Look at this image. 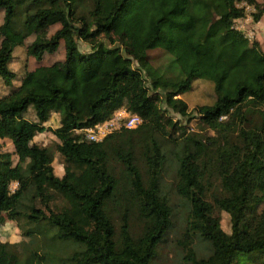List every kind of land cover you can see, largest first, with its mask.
I'll list each match as a JSON object with an SVG mask.
<instances>
[{"label":"trees","instance_id":"1","mask_svg":"<svg viewBox=\"0 0 264 264\" xmlns=\"http://www.w3.org/2000/svg\"><path fill=\"white\" fill-rule=\"evenodd\" d=\"M244 3L258 22L264 2L257 0H0V78L11 85L0 97V140L13 145L0 151V224L6 212L28 238L0 241V264H55L68 240L81 245L66 264H157L173 225L163 191L169 167L175 194L188 204L185 264L264 257V52L234 26L246 15ZM53 24L60 27L26 53L39 62L63 42L65 70L39 65L12 86L15 48L38 26ZM156 48L173 57L180 77L151 65L148 51ZM198 79L213 82L214 101L189 116L212 134L174 137L180 122L169 112L182 113L178 96ZM29 107L37 121L25 117ZM120 108L141 123L100 142L75 133ZM52 112L60 117L56 128L44 125ZM42 132L58 142L34 144ZM221 211L230 215V233L220 226ZM197 241L209 248L202 256Z\"/></svg>","mask_w":264,"mask_h":264},{"label":"rangeland","instance_id":"2","mask_svg":"<svg viewBox=\"0 0 264 264\" xmlns=\"http://www.w3.org/2000/svg\"><path fill=\"white\" fill-rule=\"evenodd\" d=\"M263 3V2H261ZM245 7L246 15L242 19L235 20V28L241 31L250 41H256L259 44L261 52H264V36L260 35L259 31L264 32V25L262 23L257 25L258 22L253 20L251 14L256 12L254 6H247L245 3L242 4ZM3 10L0 9V41L6 36V32L3 26ZM17 25L14 23L15 28L21 24L22 13L18 15ZM258 26H261L259 28ZM59 24L53 25H42L38 26L33 32L23 41L22 45L15 48L13 52V59L9 64V68L15 73L16 77L12 83V86H17L20 83V79L23 77L24 73L33 70L39 65H49L56 69L65 70V59H64V46L63 42L58 46L57 51L52 54L45 53L41 61H37L33 57H30L26 53L27 46L34 40H42L49 38L58 28ZM79 49L83 52L89 50L88 46L81 41H78ZM148 57L151 65L155 67L163 76L178 78L181 76L178 65L173 61V57L162 50L161 48H156L148 51ZM11 85H5L0 78V97L4 96L9 92ZM182 99V113L169 112V114L177 121L180 122L177 132L174 137H180L185 132L197 131L203 134H212V131L201 130V125L198 122L194 113L189 116L190 112L195 108V106L202 104H211L214 101L213 92V82L207 79H198L194 81L193 89L187 93L178 96ZM31 108V107H29ZM32 110V108H31ZM32 112L27 111L25 117L29 120L31 118ZM223 121L227 120V116L222 117ZM255 121V118H252ZM46 124L55 127L58 124V115H51ZM76 133V132H75ZM77 134V133H76ZM33 142V141H32ZM58 142L55 136L51 132H46L38 135L34 138V144L39 146H54ZM9 150L12 151L13 147L9 140L0 141V151ZM262 154L264 155V147L262 148ZM53 166L55 173L63 171L62 160L60 155L55 152V157L53 160ZM164 182V193L169 198V204L172 208V222L173 225L169 229L165 240L159 247V256L156 259L157 264H185L183 260L184 250H183V240L182 234L184 230L185 217L188 210V204L179 198L173 189L174 185V171L172 167L167 168V172L163 175ZM10 188L14 189L15 185L10 184ZM60 199H57L54 204L60 205ZM238 206V205H237ZM3 222L0 224V241L2 242H19L21 240H28L26 236L23 235L25 226H18L17 223L7 218L6 212L2 213ZM220 226L221 228L230 233L231 230V220L230 215L224 211L220 212ZM39 235V234H38ZM42 242V240H40ZM72 244H67L66 247L61 249L57 256L59 259L56 260L55 264H66L64 260L68 255H70L73 250L78 249L81 245L73 240H68ZM75 244V245H74ZM194 250L198 256H202L209 251L208 246L197 241L194 244ZM248 264H264V257L260 260L258 256L251 258Z\"/></svg>","mask_w":264,"mask_h":264},{"label":"built area","instance_id":"3","mask_svg":"<svg viewBox=\"0 0 264 264\" xmlns=\"http://www.w3.org/2000/svg\"><path fill=\"white\" fill-rule=\"evenodd\" d=\"M140 123L141 118L137 114L130 113L125 108H120L116 110L109 119L99 122L91 127L77 129L75 132L81 136V140L100 142L107 135L116 130L121 128L132 130Z\"/></svg>","mask_w":264,"mask_h":264},{"label":"crops","instance_id":"4","mask_svg":"<svg viewBox=\"0 0 264 264\" xmlns=\"http://www.w3.org/2000/svg\"><path fill=\"white\" fill-rule=\"evenodd\" d=\"M257 1H258V2H264V0H257ZM239 19H242V18H239ZM263 20H264V13H263L261 19L258 21L257 25H260V24L263 22ZM262 25H264V23H262ZM258 27L261 28V26H258ZM263 28H264V27H263ZM261 29H262V28H261ZM259 33H260V35L264 36V32H262V30L259 31ZM28 111H31V112H32V115H31L30 120H31V121H37V118H36V116H35L33 110H31V108H29ZM51 115H58V124H57L55 127H52V126L46 124V122L48 121V120H47V121L44 123V125H45V126H50V127H52V128H56V127H58V126L60 125V117H59V114L56 113V112H52ZM51 115H50V116H51ZM26 118H27V117H26ZM49 118H50V117H49ZM27 119H28V118H27ZM43 133H46V132L39 133V134H37L34 138L38 137V135L43 134ZM34 138H33V142H34ZM6 140H9V139L5 138V139H2V140H0V141H6ZM9 141H10V140H9ZM10 143H11V141H10ZM11 144H12V143H11ZM12 147H13V145H12ZM53 167H54V166H53ZM54 171H55V169H54ZM61 174H62V172H58V173H57V175H61ZM11 184L15 185V187H16V185H17L16 182H12ZM10 189H11V188H10ZM14 189H15V188H14ZM14 189H11V190L13 191Z\"/></svg>","mask_w":264,"mask_h":264}]
</instances>
